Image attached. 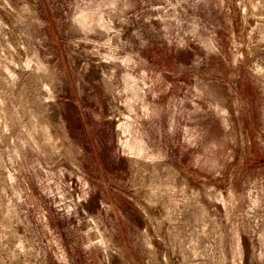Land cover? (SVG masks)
I'll return each instance as SVG.
<instances>
[{
  "label": "rangeland",
  "instance_id": "rangeland-1",
  "mask_svg": "<svg viewBox=\"0 0 264 264\" xmlns=\"http://www.w3.org/2000/svg\"><path fill=\"white\" fill-rule=\"evenodd\" d=\"M0 264H264V0H0Z\"/></svg>",
  "mask_w": 264,
  "mask_h": 264
}]
</instances>
